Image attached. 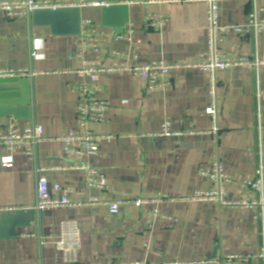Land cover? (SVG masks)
<instances>
[{"label":"crops","instance_id":"crops-1","mask_svg":"<svg viewBox=\"0 0 264 264\" xmlns=\"http://www.w3.org/2000/svg\"><path fill=\"white\" fill-rule=\"evenodd\" d=\"M44 1L68 12L48 21L0 11V111L10 113L0 117V130L35 124L45 137L33 155L16 152L12 167L1 163L7 152L0 145V207L35 210L28 226L0 238V264H221L229 256H242L238 264H264L258 257L264 252L263 196L243 185L255 177L261 158L264 164V112L261 123L258 117L264 69L258 78L244 66L208 72L195 65L210 53L211 1ZM214 2L219 27L245 24L255 8L264 16V0ZM149 15L166 22L150 29ZM131 28L128 38L112 39ZM91 34L100 40L99 51L80 57L78 44ZM216 50L234 60L245 54L264 59V35L219 30ZM125 62L178 67L162 91L148 89L129 71L101 73L99 97L110 108L106 123L90 124L102 138L99 153L67 155L60 137L81 131L73 84L85 79L78 70ZM214 104L216 117L207 112ZM76 162L99 168L107 188H88L85 172L71 167ZM219 165L225 181L211 176ZM41 176L52 191L62 186L55 196L77 204L38 211ZM219 190L221 201L193 198ZM163 195L167 199L158 200ZM90 198L118 202L119 214L103 204H78Z\"/></svg>","mask_w":264,"mask_h":264},{"label":"built area","instance_id":"built-area-1","mask_svg":"<svg viewBox=\"0 0 264 264\" xmlns=\"http://www.w3.org/2000/svg\"><path fill=\"white\" fill-rule=\"evenodd\" d=\"M212 8L210 10V53L202 56V60L195 64L197 67L208 72H217L218 70H225L232 66H244L252 68L256 71L259 78L260 72L264 69V59L256 55L254 58L245 54L244 57L234 60L227 58L219 54L216 50V34L220 31H236L237 33L250 34L254 33L256 36L264 35V16H260L263 10L257 8L254 9L248 16L245 24L233 27H219L216 21L215 0H210ZM107 5L105 2L97 3ZM40 8H52L57 9L56 6L51 5L44 0H8L0 1V11L8 18L15 17H27L34 11ZM166 18L164 16H151L146 18V26L150 29H156L165 24ZM132 33V28L126 35H116L112 39L114 41H120L124 38H128ZM100 40L91 34L87 40H81L78 44L79 56L83 57L87 53H96L99 51ZM178 65H173L166 62H150L142 65H130L128 63L115 64L112 67L106 68L100 63H90L87 67H83L78 70V74L85 79V81L77 84H73V91L79 95V102L77 104V118L81 131L65 133L60 137V140L64 143V151L70 156H94L99 153L100 150V136H97L90 128L91 123H106L107 111L110 108V103L107 100H103L99 97L100 86L99 79L100 74L111 71H129L132 72L147 82L148 89L150 90H164L170 78V74L174 68ZM25 75V72H20ZM13 75L14 73H10ZM259 82V81H258ZM259 100L264 99V92L259 90ZM209 115L216 117L215 104L208 108ZM264 112L263 106L259 105L258 117L261 123L262 115ZM169 124H167L168 126ZM166 126V127H167ZM166 130V129H165ZM44 129L39 125H29L23 131H19L15 124L10 123L7 128L0 130V145L3 146L7 152L1 158V163L5 167H12L14 163V154L16 152H22L24 155L31 156L34 154L36 147L44 140ZM74 169H79L85 172L86 186L91 189L104 190L108 186L107 177L99 169L88 163L76 162L71 166ZM216 172L212 173L213 178L218 180H227V178L221 172V166H218ZM206 174V173H203ZM48 179L41 176L38 179L37 190V205L38 211H43L50 208H59L65 206H74L77 203L72 201L67 195L61 197L55 196V193L62 192L63 188L60 185H55L53 191L50 189ZM243 185L250 189L259 192L263 198L259 205L262 208L261 218L264 220V164L262 158L258 169L256 170L255 177L249 180L243 181ZM223 191L218 192H196L193 196L197 200H215L219 198L222 200ZM167 196H160L158 200H166ZM142 200H137V204H141ZM79 205H107L109 206L110 213L117 215L120 212L118 202L103 201L99 198H90L78 203ZM224 204H230L224 202ZM257 205L256 202H238L234 205ZM19 211L16 207H0V216L5 214H12ZM158 213L157 211L155 212ZM71 248L68 249L70 251ZM264 261V252L258 256ZM243 260L242 256H229L222 261L221 264H238ZM141 264V263H137Z\"/></svg>","mask_w":264,"mask_h":264},{"label":"water","instance_id":"water-1","mask_svg":"<svg viewBox=\"0 0 264 264\" xmlns=\"http://www.w3.org/2000/svg\"><path fill=\"white\" fill-rule=\"evenodd\" d=\"M74 10L70 11L72 14ZM68 12L64 9H46L36 10L33 12L35 20L46 19L48 21H56L59 17ZM76 33L78 32L75 31ZM9 112L0 111V117L9 116ZM35 219V210H17L13 214L2 216L0 218V238H11L16 235L18 227L28 226Z\"/></svg>","mask_w":264,"mask_h":264}]
</instances>
